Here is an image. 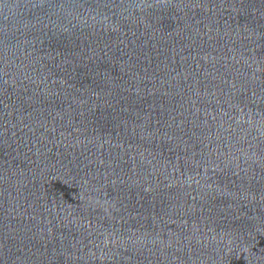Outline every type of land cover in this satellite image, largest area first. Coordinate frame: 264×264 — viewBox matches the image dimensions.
Masks as SVG:
<instances>
[{
	"label": "water",
	"instance_id": "1",
	"mask_svg": "<svg viewBox=\"0 0 264 264\" xmlns=\"http://www.w3.org/2000/svg\"><path fill=\"white\" fill-rule=\"evenodd\" d=\"M0 264H264V0H0Z\"/></svg>",
	"mask_w": 264,
	"mask_h": 264
}]
</instances>
